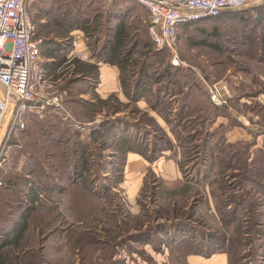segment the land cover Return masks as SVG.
<instances>
[{
    "label": "rangeland",
    "instance_id": "obj_1",
    "mask_svg": "<svg viewBox=\"0 0 264 264\" xmlns=\"http://www.w3.org/2000/svg\"><path fill=\"white\" fill-rule=\"evenodd\" d=\"M132 3L136 6L113 10V2L104 0H42L30 6L27 12L35 38L63 43L66 56L86 64L98 63L97 55L104 40L123 24L128 39L125 52H132L129 65L135 76L131 78L147 82L153 93L167 86L169 81L176 83L171 87L175 97L171 100L170 113L174 106L178 108V104L186 102V88L200 86L203 105V101H208L207 84H226L231 98L216 111L208 102L213 112L209 111L207 117L226 116L227 127L239 128L244 138L228 142L222 137L221 143L211 148L213 155L207 161L209 175L204 181L200 178L201 182L194 181L198 177L197 163L202 162V156L196 154L200 149L192 145L196 142L183 140L185 150H181L178 161L183 182L164 176L157 179L148 170L133 207L127 205L122 184L124 164L119 144L122 138L114 135L113 142L108 138L106 143H111V148L104 154L100 148H93L95 158L81 181L94 190V196L84 194L80 182H76L80 188L75 185L71 191L67 177L56 179L55 189L48 196L37 198V206L28 217L17 247L2 250L7 254L3 264H212L211 258L216 255L225 256L224 264H259L261 259L264 263V181L250 178V173L241 170L247 167L248 171L256 155L257 160L264 159V153H259V149H264V13L255 9L249 11L242 21L246 24L219 17L205 26L181 28L176 51L182 64L173 67L171 54L157 50L147 35L146 9ZM257 5L259 2L253 0L246 8ZM76 35H79L78 41L74 39ZM58 53L57 56L62 55ZM80 55L84 60L74 58ZM144 63L148 64L144 70L146 79L139 75ZM167 65L170 66L165 71ZM58 77L55 72L50 81ZM65 78L51 84V91L60 94L64 112L79 126L93 124L88 140L81 143L91 142L99 124L111 123L123 129L124 121L137 120L151 126L147 113L136 105H129L126 98L122 100L121 89L100 94L97 85L74 83L66 87ZM157 80L164 81L154 85ZM96 82L98 84V79ZM110 97L116 102L108 101ZM66 99L93 102L95 113L86 120L77 114L82 113L81 110L75 108L77 113L73 116L64 106ZM98 101L106 103L100 105ZM135 108L138 113L134 112ZM164 112L166 109L160 110L162 115ZM50 114L57 115L46 110L26 117L22 125L29 136L12 133L13 112L8 123L3 125L4 119L1 124L0 130L3 126L4 129L0 134V159L3 153L4 157L0 162V180L7 188L0 197H7L9 205L6 210L0 202V217H6L7 213L15 217L18 211L13 215V210L22 208L29 184L43 187L47 172L62 170L58 166L57 150L49 148L47 152L42 138L30 131L27 122L28 117L34 118L36 123ZM193 122L187 125V133L192 131L193 125L203 128ZM210 123L208 121V125ZM223 128L221 133L224 134ZM150 140L151 135L142 138L139 144H146L150 150ZM10 141L13 144H9ZM28 141L35 142L36 147L27 146ZM130 145L135 150L141 148L135 141ZM50 152L53 158H46V153ZM14 193L24 200L17 199ZM241 196L240 206L235 207L233 202ZM17 204L20 206H14ZM5 224L0 222V225ZM221 250H228L229 254H219Z\"/></svg>",
    "mask_w": 264,
    "mask_h": 264
},
{
    "label": "trees",
    "instance_id": "obj_2",
    "mask_svg": "<svg viewBox=\"0 0 264 264\" xmlns=\"http://www.w3.org/2000/svg\"><path fill=\"white\" fill-rule=\"evenodd\" d=\"M42 0H38L37 2L31 4L32 5H37L38 3H41ZM129 2V3H128ZM133 2V1H131ZM130 0H120V1H114L112 9H123L124 7H128L130 5H135V4H130ZM28 7V9L30 8ZM136 6V5H135ZM255 9L254 11L257 12H263L264 13V4H259L253 8H244L240 10H225L221 13L219 17H227L231 18L233 20H238V22H242L246 19L248 16V12ZM109 10V9H108ZM114 12V11H112ZM116 12V11H115ZM219 17L216 18H206L203 20H198V21H193L189 22L186 24L179 25L177 27L176 33L178 34V31L182 29H187L191 28L192 26H202V25H207L210 24L214 21H216ZM73 19V18H72ZM147 22H146V29L148 26V14H147ZM246 24L247 22H242ZM123 24L119 26V28L114 29V33L108 38L104 40L103 47L100 49L97 55V60L98 63L94 64H86L83 62H79L78 60H72L70 62V67H71V73L70 76L65 78L64 80V86L72 85L74 83H85L86 85H90L92 87L97 85V79H98V67L97 65L99 63L107 64L109 66H114L116 69L119 71V85L120 89L122 90L123 96L128 100V104L134 106L139 100L142 98H147L150 108L154 111H156L159 115L160 110L166 109V112H164V115L162 116L167 122L172 119L173 123L181 128V130H188V124L191 121V123H197V125L203 126L202 128V133L206 131V129L209 127L208 121H211V119H208L209 117L203 115L202 112L206 111L205 113L209 114V111L213 112L216 111L217 108L210 106L208 104V101H203V105L201 104L200 100H202L201 95L202 94V89L200 86H195L194 90L195 93H192L190 89H187L185 91V96L187 97L186 102H181V104L177 105L178 108H176V111L178 113L174 118H171V113H170V107H171V100L174 97L173 95L175 92L172 91V86H176V83H172V81H169L167 86L162 87L161 89H156V92H151L149 89V84L145 81H141L140 79L134 80L131 78V76H135V73L130 70V65H129V57L132 54L131 51L129 53L126 51V44L128 42L127 36L124 33L123 29ZM42 27V26H39ZM73 27H76L75 25ZM45 27L42 29L44 30ZM35 31V29H34ZM148 35V33H147ZM149 37V36H148ZM35 40H39L38 43V51L40 58H50L51 56L54 57V62H48L42 61L39 62V65L42 70H48V68H45L46 66H50L52 71H56L57 67L64 63L66 60V50L63 47V43H59L53 39H48V38H41L37 39L34 37ZM60 44V45H58ZM135 47V44H133L132 48ZM163 51H167V49H163ZM60 56H57L59 54ZM160 52V51H158ZM168 52V51H167ZM148 64L144 63L143 66L140 69L139 75L144 76L142 78L146 79V76L144 75V70H146V67ZM170 65H167L165 71ZM49 74H52L51 72ZM54 74V73H53ZM161 81L164 80H157L154 82V85H160L162 84ZM159 87V86H158ZM179 88V86L177 85ZM61 88V87H60ZM183 89V88H181ZM188 91V92H187ZM192 93V94H191ZM183 94V93H182ZM172 95L171 98L167 99L166 96ZM191 96V97H190ZM198 97V100H196L195 97ZM108 100V99H106ZM108 101H113L116 102L115 99L109 98ZM106 101H98V104L104 105ZM214 108L212 111L209 106ZM64 106H66L67 111L70 112L71 115H75L76 109L79 108L82 113H77L81 114L83 118L86 120H89L95 113V105L93 102H82L74 99H66L64 101ZM172 111V110H171ZM134 112L138 113L137 109H134ZM47 114V113H46ZM49 114V113H48ZM89 114V115H88ZM201 114V115H200ZM216 114V113H214ZM28 115H31V113H28L27 111H22L19 113L17 119L15 122L12 124V133H21L23 136H29L28 132H25L26 129H23L22 122H25V119ZM145 115V114H141ZM33 116V115H32ZM146 116V115H145ZM196 116V117H192ZM216 116V115H215ZM35 117V116H33ZM149 121H151L150 125H144L137 123V120H134V123H126L124 121V125H114V124H99V129H97L94 132V136L91 137V142L90 143H81L78 141L72 133H70L68 130L65 129V127L61 126L57 120V118L54 115H49L46 116L45 118H42L41 120H36L37 122L35 123L33 120L34 118L28 117V123H29V128L30 131L32 130L35 135L40 136L42 138L43 143H45L46 150L47 152L49 151V148H54L57 150L58 154V166L61 167V171L59 170H52L49 173L47 172V175L45 176L44 179V186L39 187V186H32V184H29V187L27 188V193L25 194L26 199H22V197H16V193H14V196L17 199L24 200L22 208L20 210L15 208L13 210V215L15 214V211L17 212V215L15 217H11L10 213H7L6 217L1 216L0 217V222L3 224L6 223V226L0 225V264H3L4 262L7 261L6 256L7 254L5 251L3 252L5 248H15L18 245L19 240L22 238V235L24 234L27 226V220L30 214L33 213L34 209L37 206V198L39 195L41 196H48V193L51 192L53 189H55L56 183H54L57 180H61V176L67 177V180H70V184L80 182L81 188L88 193L89 195L94 196L93 194V189L91 187H88L84 182H81L82 179L84 178V173L88 171L89 164L93 163L94 156L92 155V150L93 148H100L101 152H107L112 144L111 143H106L109 142L108 138L112 141V136H118V138H122L120 140V146H121V153L123 154V164L125 160V155L129 152H134L137 154L142 155L144 158H146L149 161L154 160L155 158L159 157L161 153L168 149L170 144L167 140V137L165 134L161 131V129L158 127V125L155 123V121L151 118L148 117ZM172 121H169L171 123ZM19 122V123H18ZM212 122V121H211ZM118 126V127H115ZM109 127V129H107ZM193 128L192 131L196 135L199 134L197 127L194 125L191 127ZM29 131V132H30ZM161 134H160V133ZM11 135V134H10ZM151 135V140L149 143H151V148L150 150H147L146 144H139L142 141V138L144 139L147 138L148 136ZM198 136V135H197ZM207 138L206 134L204 135V138ZM99 141V142H97ZM136 142V145L141 147L139 150H135L131 142ZM113 142V141H112ZM205 141H203L202 145L196 146L195 148L200 149L197 151L196 154H199V156H202V164L205 162L209 157H212V153L210 150L208 153L204 151L205 147ZM221 143V140H219V144ZM9 144H13L12 141L9 142ZM35 142H30L28 141L27 146L30 147H36L34 146ZM222 145V144H221ZM199 152V153H198ZM201 153V154H200ZM259 153H264V149H259ZM262 155V154H261ZM264 155V154H263ZM102 156V155H101ZM204 156V159H203ZM56 157V156H55ZM115 157V156H111ZM46 158H53L52 153H46ZM238 162V161H237ZM112 165V162H109ZM197 163L198 165H200ZM252 165L248 167V171L246 170L247 167H243L241 170L245 171V173L248 172L250 175V178L255 179H263L264 181V159L263 160H257V155L256 157L252 160ZM211 166L209 165V168ZM184 168V166H183ZM239 170V169H238ZM241 172V171H240ZM46 174V173H45ZM60 175V177H59ZM53 177L55 180H53ZM121 177V174H120ZM248 177V179H250ZM1 179V177H0ZM57 179V180H56ZM85 180V179H84ZM252 180V179H250ZM256 182V180H253ZM86 182V181H85ZM55 184V185H54ZM10 185V184H9ZM49 186V187H48ZM7 188L6 185L0 180V195L4 196L5 194L3 191H5ZM52 188V189H49ZM12 190L11 188H9ZM5 197L2 199L0 197V202L2 203L3 206L8 207V201H6ZM243 197H239L238 200L234 201V206H240V200ZM232 204V202H230ZM14 206H20L19 204L14 205ZM9 212V211H8ZM219 254H226V256L229 254L228 250H221ZM262 260V259H261ZM259 261V264H264L261 263L262 261ZM245 264H250V263H245Z\"/></svg>",
    "mask_w": 264,
    "mask_h": 264
},
{
    "label": "built area",
    "instance_id": "obj_3",
    "mask_svg": "<svg viewBox=\"0 0 264 264\" xmlns=\"http://www.w3.org/2000/svg\"><path fill=\"white\" fill-rule=\"evenodd\" d=\"M37 1L0 0V127L11 108L13 123L22 111L38 115L47 110L56 113L65 121L66 119L71 121L74 137L79 141L85 139L87 141L93 130V124L79 126L73 121L62 108L60 94L51 91L52 86H50L61 77L70 76L72 57L56 70L59 77L54 82L46 77L45 71L39 65V40L34 39V26L27 12L28 7ZM104 1L111 3L120 0ZM130 1L146 9L147 33L154 47L157 50L167 49L171 54L170 65L179 67L182 64L176 51V30L179 25L216 18L228 9H244L253 0ZM257 1L259 4H264V0ZM74 39L78 41L79 35ZM74 58L84 60L81 55ZM206 93L208 102L215 108H223L231 98L227 85L221 82L207 84ZM1 155L0 162H3L4 153Z\"/></svg>",
    "mask_w": 264,
    "mask_h": 264
},
{
    "label": "crops",
    "instance_id": "obj_4",
    "mask_svg": "<svg viewBox=\"0 0 264 264\" xmlns=\"http://www.w3.org/2000/svg\"><path fill=\"white\" fill-rule=\"evenodd\" d=\"M68 58L69 56H66V60L64 61V63L68 60ZM40 59H41L40 61H42L43 63L44 61H48V62L55 61L53 56H51L50 58L41 57ZM64 63L60 64L57 67V69ZM97 67H98V84L96 87L99 88L100 90L99 93L106 94L107 92L118 91L120 89L119 80H118V75H119L118 69H116L114 66H109L103 63H99ZM45 68H48V70H45L46 77L50 79L51 74L49 73L51 72L53 75V73H55L56 71H52L50 66H46ZM190 90L192 91V93H195L194 89H190ZM121 98L122 100L126 101L123 95L121 96ZM193 98L198 100L197 96ZM135 105L141 112L147 113L148 116L151 117L155 121V123L158 125V127L167 137V140L170 146L168 149L164 150L159 157L155 158L152 161H149L146 158H144L142 155L134 153V152H129L125 155L122 184L124 185V188H125L126 200H127L128 206L130 205L133 207L134 203H136L138 194L140 192V189L143 186L144 178L146 177V173L148 170H150L157 179L160 176H164L165 178H169L172 181H175L178 183L183 182L181 172L179 170V165H178L179 163L178 161L180 160V154L182 152L181 150H185L183 147V142H182L183 140H186L185 142H188V143L196 142L192 144L194 146L202 145L203 144L202 142L205 141L204 151L208 153V151L211 150V148L218 145V142L220 139H222V137H226L228 142L229 141L235 142L239 140L241 137L244 138V134H242V131L239 128H236V127L228 128L227 127V123H226L227 118L226 116H223V115L221 116L216 115L214 117H211V121H212L211 126H209L206 129L204 134L202 133L203 132L202 129H198L197 133L199 134H197L198 135L197 136L195 133H193V131H191L190 133H187V130H181L179 126L173 123L171 118H172V115L175 114L176 106H174L173 110L171 111V117H170L171 120L169 121H172V122L169 123V121L167 122L156 111L150 108V104L145 98H142L141 100H139ZM205 112L206 111L202 112L203 115L205 114ZM206 116H207V113H206ZM55 117L57 118L61 126L65 127V129L68 131L71 130V133L73 134L72 129H71L72 128L71 121H69L68 119H66L65 121L58 115H55ZM171 124H174V125H171ZM222 126L224 127L223 129H225L224 134L221 133ZM205 134L207 138L206 137L204 138ZM192 139L194 141H192ZM211 153L213 155V152ZM207 161L208 159L206 160V162H203L202 164L198 165L197 172H196V175L198 177H195L196 179L194 181L201 182V179L203 178L204 179L202 181H204L205 178L209 175ZM191 178H194V177H191ZM75 185L80 188L78 184L73 183V184H70V190L71 189L73 190V187ZM83 193L88 195L85 191H83ZM196 261L199 263L201 262V260L197 258H196ZM225 261L226 259H225V256L223 255H216L211 258L212 264H224Z\"/></svg>",
    "mask_w": 264,
    "mask_h": 264
},
{
    "label": "water",
    "instance_id": "obj_5",
    "mask_svg": "<svg viewBox=\"0 0 264 264\" xmlns=\"http://www.w3.org/2000/svg\"><path fill=\"white\" fill-rule=\"evenodd\" d=\"M10 108H11V106H10ZM11 113H12V108H11L10 111L8 112V114H7L6 118H5V121H4V124H3V125H5V124L8 123L9 118H10V116H11ZM15 118H16V116H15ZM3 129H4V126H3L2 129L0 130V134L2 133Z\"/></svg>",
    "mask_w": 264,
    "mask_h": 264
}]
</instances>
